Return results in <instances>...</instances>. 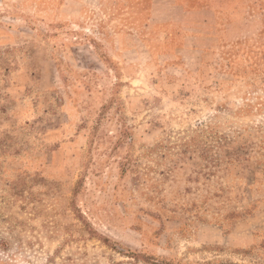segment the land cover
Returning a JSON list of instances; mask_svg holds the SVG:
<instances>
[{"label": "rangeland", "instance_id": "obj_1", "mask_svg": "<svg viewBox=\"0 0 264 264\" xmlns=\"http://www.w3.org/2000/svg\"><path fill=\"white\" fill-rule=\"evenodd\" d=\"M209 2L0 0V264H264V0Z\"/></svg>", "mask_w": 264, "mask_h": 264}, {"label": "crops", "instance_id": "obj_2", "mask_svg": "<svg viewBox=\"0 0 264 264\" xmlns=\"http://www.w3.org/2000/svg\"><path fill=\"white\" fill-rule=\"evenodd\" d=\"M155 2L158 0H154ZM166 1V0H165ZM198 4L193 6L192 4H190V2H188V0H168V6L170 8H176V9H180L183 13H188V14H199V13H204V12H208L210 10L216 9V7L214 8L212 5V2L210 3V0H198ZM189 3V4H188ZM185 22L183 20H175V19H168V22H162L160 23V25H164L167 24L172 25V26H181L183 25ZM202 22H199V24ZM183 34V31L179 30L177 31V33ZM173 36L175 34V32H173L172 30H169L167 32V35ZM193 35L191 36H196L197 38H199L201 35V33L196 32V33H192Z\"/></svg>", "mask_w": 264, "mask_h": 264}]
</instances>
